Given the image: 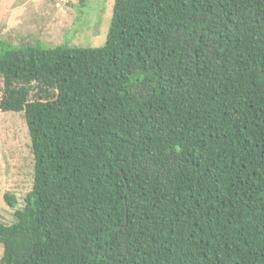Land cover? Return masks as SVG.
Masks as SVG:
<instances>
[{"label": "trees", "instance_id": "16d2710c", "mask_svg": "<svg viewBox=\"0 0 264 264\" xmlns=\"http://www.w3.org/2000/svg\"><path fill=\"white\" fill-rule=\"evenodd\" d=\"M0 77L35 156L0 264H264V0H116L103 47L0 37Z\"/></svg>", "mask_w": 264, "mask_h": 264}, {"label": "rangeland", "instance_id": "374dc122", "mask_svg": "<svg viewBox=\"0 0 264 264\" xmlns=\"http://www.w3.org/2000/svg\"><path fill=\"white\" fill-rule=\"evenodd\" d=\"M116 0H0V37L14 46L103 47ZM4 84L0 77V99ZM35 182V156L23 113L0 110V221L16 222ZM17 199L12 207L6 196ZM4 246L0 244V262Z\"/></svg>", "mask_w": 264, "mask_h": 264}]
</instances>
